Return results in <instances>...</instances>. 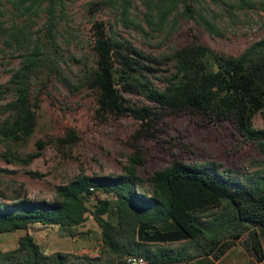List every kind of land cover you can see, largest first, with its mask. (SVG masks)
<instances>
[{
    "label": "trees",
    "instance_id": "obj_1",
    "mask_svg": "<svg viewBox=\"0 0 264 264\" xmlns=\"http://www.w3.org/2000/svg\"><path fill=\"white\" fill-rule=\"evenodd\" d=\"M68 1L0 0V47L15 50L17 55L16 64L0 81L3 158L29 162L38 154L35 150L20 155L13 144L30 138L37 120L39 87L50 78L72 93L87 86L96 89L93 112L99 120L124 112L141 118V124L149 127L157 109L186 111L203 122L228 120L244 140H253L264 149V125L253 124L254 115L264 110V33L233 54L203 43L191 32L182 46L153 55L123 35L108 34L104 21L94 19L95 64H88L66 49L72 31L64 19ZM102 2H118L122 14L129 5L128 0ZM141 2L147 23L141 29L151 37L160 30L167 36L185 17L194 19L207 32L221 34L222 19L234 21L239 9L264 12V0ZM8 7L10 17L5 18ZM38 16L43 19L39 29H33ZM66 58L80 65L77 73L65 69ZM153 76L160 77L162 83L155 84ZM124 92L139 93L152 104L131 103ZM74 139V128L68 125L59 144ZM43 144L38 140L36 147ZM140 162L139 152L133 151L121 171L72 175L57 185L51 200L16 193L11 200L0 201L1 232L26 228L37 221L61 228L75 226L86 219V200L93 195L90 210L109 261L65 250L45 252L25 231L13 248L0 250V264H126V254L135 252L143 254L149 264H160L209 252L218 256L243 232L244 248L255 259L263 256L255 226L264 223V174L247 180L221 168L215 160L196 163L171 159L143 177L137 172ZM97 190L110 195L100 197ZM183 240L188 242L181 247L165 244Z\"/></svg>",
    "mask_w": 264,
    "mask_h": 264
},
{
    "label": "rangeland",
    "instance_id": "obj_2",
    "mask_svg": "<svg viewBox=\"0 0 264 264\" xmlns=\"http://www.w3.org/2000/svg\"><path fill=\"white\" fill-rule=\"evenodd\" d=\"M95 1L69 0L64 18L72 27L71 42L66 49L75 52L81 62L88 64H95L91 32L94 19L104 21L108 34L123 35L153 55L182 46L191 32L197 34L203 43L233 54L264 33L262 10L247 9L244 12L239 9L234 21L222 19L224 26L221 34L207 32L194 19L185 17L167 36L160 30L151 37L141 29L147 27L141 0H128L129 5L124 14L120 13L121 5L118 2L108 5L102 2L104 0ZM10 11L8 7L5 18L10 17ZM42 19V16H38L32 28H38ZM66 46V42L62 41V47ZM16 59L15 50L3 51L0 47V81L6 79ZM63 64L71 74L77 73L80 67L73 58H66ZM152 80L157 85L162 83V79L157 76H153ZM39 88L40 95L35 108L37 120L30 138L13 144L20 155L35 150H38V154L29 162L7 161L0 155V201L11 200L16 193H23L34 200H51L56 194L57 185L72 175L121 171L122 164L126 163L129 153L133 151H138L141 156L137 172L143 177L171 159L196 163L215 160L221 168L230 169L247 180L264 174V149L259 148L253 140H244L228 120L203 122L194 113L165 111L161 108L156 110L149 127L141 124V118L124 112L109 114L107 119L99 120L93 112L96 89L87 86L72 93L54 78ZM124 96L134 104H152L139 93L124 92ZM253 124L264 125V110L254 115ZM68 125L74 128L75 139L61 146L59 138ZM38 140L44 141V144L37 148ZM3 148L0 142V151ZM97 192L100 197L110 195L104 191ZM94 202L93 195L86 200V219L75 226L61 228L56 224L37 221L26 228L1 231L0 250L13 248L18 235L27 231L40 241L41 249L43 246L63 247L72 255H88L97 257L99 261H109L110 254L103 248L99 226L90 210ZM243 234L238 237L240 240ZM187 242L169 241L165 244L181 247Z\"/></svg>",
    "mask_w": 264,
    "mask_h": 264
},
{
    "label": "crops",
    "instance_id": "obj_3",
    "mask_svg": "<svg viewBox=\"0 0 264 264\" xmlns=\"http://www.w3.org/2000/svg\"><path fill=\"white\" fill-rule=\"evenodd\" d=\"M255 229L257 231V234L260 236V241L262 244L261 248L263 251V256L259 259H255V257L248 250L244 248V245L242 244L241 240L239 238H236L234 242L218 256H214L209 252L206 254L188 256L180 261H175V262L165 261V262H161L160 264H264V223L257 224L255 226ZM37 242H39L40 245V241ZM42 250L45 252L46 251L50 252L52 250L62 251V250H66V248L63 247L46 248L43 246ZM151 264H158V263L155 262Z\"/></svg>",
    "mask_w": 264,
    "mask_h": 264
},
{
    "label": "built area",
    "instance_id": "obj_4",
    "mask_svg": "<svg viewBox=\"0 0 264 264\" xmlns=\"http://www.w3.org/2000/svg\"><path fill=\"white\" fill-rule=\"evenodd\" d=\"M125 259H126V264H147L148 263L144 255L141 253L128 254L126 255Z\"/></svg>",
    "mask_w": 264,
    "mask_h": 264
}]
</instances>
